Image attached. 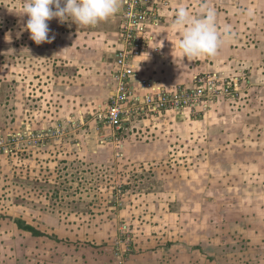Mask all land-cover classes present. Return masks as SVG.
<instances>
[{
	"label": "rangeland",
	"instance_id": "374dc122",
	"mask_svg": "<svg viewBox=\"0 0 264 264\" xmlns=\"http://www.w3.org/2000/svg\"><path fill=\"white\" fill-rule=\"evenodd\" d=\"M22 2L0 0V264H264V0L238 5L234 98L120 130L98 117L111 91L80 78L93 66L63 57L81 25L53 18L37 45Z\"/></svg>",
	"mask_w": 264,
	"mask_h": 264
},
{
	"label": "crops",
	"instance_id": "0c3cea01",
	"mask_svg": "<svg viewBox=\"0 0 264 264\" xmlns=\"http://www.w3.org/2000/svg\"><path fill=\"white\" fill-rule=\"evenodd\" d=\"M236 1L172 0L171 8L168 11L165 9V16L162 21L153 25L150 29L153 36L152 44L158 47L159 53H148L141 56L134 62L133 70L139 77L150 80L154 85L170 89L190 83L200 72L212 71L222 75H233L234 77L240 73L244 74V71L241 70L244 61H241V57H238L240 56L239 47L242 37L240 19L244 10L238 7V5H241V0H238L239 4ZM190 3L192 4L190 5ZM257 3L261 9L263 7L262 0H256V6ZM205 4L215 9L218 30L221 32V40L224 42L214 56L201 55L190 61L185 57L180 61L177 59L180 33L173 27L175 11L178 7L185 6L193 15H199L201 7ZM254 10L255 13L263 14V12L259 13V8ZM258 14H255L256 19L262 16L259 17ZM244 15H247L246 10ZM108 22H110L109 25H107ZM117 23V18L112 16L95 26H80V29L65 31V42H62L63 45L67 44V47L70 48L65 51L63 57L69 56L73 65L93 66L87 72L85 70L80 78L83 82L90 81L94 83V86L99 88V95L103 96L109 95L113 85L111 73L115 51L119 47L117 45ZM225 25L230 27V32L225 33L223 31ZM147 55L148 59L144 60ZM81 67L80 69H82ZM236 69L238 72H235ZM261 76L263 75L261 74ZM254 81L256 80L254 79ZM93 100V102H97V98Z\"/></svg>",
	"mask_w": 264,
	"mask_h": 264
},
{
	"label": "built area",
	"instance_id": "2783aa9c",
	"mask_svg": "<svg viewBox=\"0 0 264 264\" xmlns=\"http://www.w3.org/2000/svg\"><path fill=\"white\" fill-rule=\"evenodd\" d=\"M170 0H121L118 12L117 45L113 61V85L109 101L99 120L115 130L124 128L133 116H148L161 111L203 113L220 96L234 98L239 91V77L215 78L197 75L193 85L166 88L141 78L133 70L141 56L159 53L152 44L151 27L162 20V7ZM219 82V83H218Z\"/></svg>",
	"mask_w": 264,
	"mask_h": 264
},
{
	"label": "clouds",
	"instance_id": "9594fccd",
	"mask_svg": "<svg viewBox=\"0 0 264 264\" xmlns=\"http://www.w3.org/2000/svg\"><path fill=\"white\" fill-rule=\"evenodd\" d=\"M120 7L121 0H23L18 14L28 17L24 30L39 45L55 39V35H49L48 21L53 18L60 22L71 20L76 25L95 26L114 16ZM216 15L215 9L207 4L201 7L199 15H193L185 6L176 9L173 27L180 33L177 59L182 61L186 57L190 61L201 55L217 54L224 41L221 40ZM223 31L230 32V27L225 25ZM5 39L11 42L10 35Z\"/></svg>",
	"mask_w": 264,
	"mask_h": 264
},
{
	"label": "trees",
	"instance_id": "16d2710c",
	"mask_svg": "<svg viewBox=\"0 0 264 264\" xmlns=\"http://www.w3.org/2000/svg\"><path fill=\"white\" fill-rule=\"evenodd\" d=\"M23 227V226H22ZM24 229L31 232L32 235L35 236H41V232L39 230H36L33 226L31 225H26L24 226Z\"/></svg>",
	"mask_w": 264,
	"mask_h": 264
}]
</instances>
